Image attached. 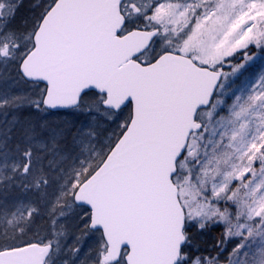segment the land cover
Instances as JSON below:
<instances>
[{
	"label": "snow or ice",
	"instance_id": "1",
	"mask_svg": "<svg viewBox=\"0 0 264 264\" xmlns=\"http://www.w3.org/2000/svg\"><path fill=\"white\" fill-rule=\"evenodd\" d=\"M0 264H264V0H0Z\"/></svg>",
	"mask_w": 264,
	"mask_h": 264
}]
</instances>
